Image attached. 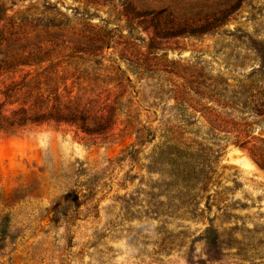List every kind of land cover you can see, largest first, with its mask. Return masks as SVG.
Returning <instances> with one entry per match:
<instances>
[{
  "label": "rangeland",
  "instance_id": "374dc122",
  "mask_svg": "<svg viewBox=\"0 0 264 264\" xmlns=\"http://www.w3.org/2000/svg\"><path fill=\"white\" fill-rule=\"evenodd\" d=\"M259 163L264 0H0V264H264Z\"/></svg>",
  "mask_w": 264,
  "mask_h": 264
},
{
  "label": "trees",
  "instance_id": "16d2710c",
  "mask_svg": "<svg viewBox=\"0 0 264 264\" xmlns=\"http://www.w3.org/2000/svg\"><path fill=\"white\" fill-rule=\"evenodd\" d=\"M258 159V162H259V160L261 161V159L260 158H257ZM261 166H263L261 163H259ZM264 167V166H263Z\"/></svg>",
  "mask_w": 264,
  "mask_h": 264
}]
</instances>
